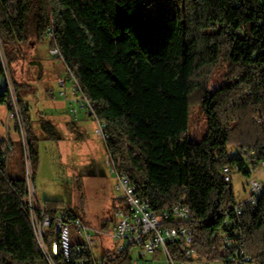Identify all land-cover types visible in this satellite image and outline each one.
Wrapping results in <instances>:
<instances>
[{
  "label": "trees",
  "instance_id": "trees-1",
  "mask_svg": "<svg viewBox=\"0 0 264 264\" xmlns=\"http://www.w3.org/2000/svg\"><path fill=\"white\" fill-rule=\"evenodd\" d=\"M0 42L28 133L34 175L42 139L32 133L25 95L35 93L36 80L45 73L34 51L49 43L62 58L50 55L63 60L95 102L96 115L110 133L107 151L120 170L156 210L180 202L190 207L192 219L183 225L192 229L200 257L264 264V193L255 209L244 206L237 217L234 185L222 174L236 161L247 163L229 156L232 145L256 151L248 158L253 167L264 158V0H0ZM47 91L53 95L51 87ZM0 104L15 112L1 58ZM195 104L207 118L199 141L190 140ZM40 124L46 140H57L55 122L41 118ZM13 151L0 148V264H50L22 202L25 163L23 176L7 173L6 156ZM243 174L251 171L243 169ZM43 203L52 217L65 208L59 200ZM120 208H127L125 198ZM227 216L241 228L249 263L232 261V250L214 251ZM110 227L104 223L102 230ZM55 236L52 229L44 236L49 250ZM103 237L100 255L74 237L70 259L59 252L55 264H132L130 248L111 252Z\"/></svg>",
  "mask_w": 264,
  "mask_h": 264
},
{
  "label": "built area",
  "instance_id": "built-area-1",
  "mask_svg": "<svg viewBox=\"0 0 264 264\" xmlns=\"http://www.w3.org/2000/svg\"><path fill=\"white\" fill-rule=\"evenodd\" d=\"M54 35V26H50L48 36L49 38H53ZM50 53L53 56L62 58L58 47H52ZM0 58L9 97L15 106V112L11 111L12 118H17L16 126L17 124L19 126L18 137L23 146L26 194L22 202L29 214L44 255L50 264H55L54 257L59 252L68 260L70 259L72 239L74 238L72 226L75 227V237L81 236L79 241L84 242L92 252L97 247L95 234H109L118 242L116 251H123L127 248L131 249L132 264H186V261L180 258V255L189 260L200 257L197 250L193 247L194 236L192 229L183 225V223L192 219L190 207L186 203L180 202L169 210H156L151 200L141 194L139 191L140 187L134 184L130 177L120 170L119 165H117V162L109 153L108 162L117 177L116 187L123 191V197L127 204L126 209L119 208L116 211L111 229L107 232L102 229H93L79 215L65 208L54 217L47 214L44 209V203L38 198L33 187L34 173L28 133L20 112L15 85L1 42ZM58 85L63 87L60 90L61 94L68 96L69 110L74 118L79 119L80 111L85 110L97 122L95 133L106 142L110 137V133L106 129V123L98 119L95 112V102L83 92L74 74L68 71L65 77L63 76L58 79ZM262 119V117H259V121H262ZM11 125L8 124L7 126L5 151L14 150V144L11 142ZM255 153V150L249 151L241 145H232L229 147V156L243 159L247 163L243 164L241 161H236L222 169L225 180L230 183H233L236 175L243 174V169L251 171V174L247 176L248 178L245 181L247 184L246 197L243 200H238L233 206L237 217L243 214L244 206L255 209L258 206L261 195L264 193V158L259 161L257 167H253L252 164L248 163V158L255 155ZM3 158L0 152V160ZM256 171L261 173V178L253 175ZM51 229L56 236L52 249L49 250L44 236ZM81 247V245L77 246L78 251H81ZM231 250L234 252L233 255H230L232 261L251 262V256L244 248V238L241 228L239 226L234 227L230 216H227L224 226L219 233V244L214 248V251L225 254ZM80 264L84 263L80 262Z\"/></svg>",
  "mask_w": 264,
  "mask_h": 264
},
{
  "label": "rangeland",
  "instance_id": "rangeland-1",
  "mask_svg": "<svg viewBox=\"0 0 264 264\" xmlns=\"http://www.w3.org/2000/svg\"><path fill=\"white\" fill-rule=\"evenodd\" d=\"M42 65L49 64L50 59L36 54ZM41 56V57H38ZM51 56V55H50ZM53 73L45 72L36 80L38 88L35 93L25 95L34 120L33 135H44L40 119H51L58 132L53 135L57 140L40 142V165L35 171L33 187L38 198L62 201L65 209H71L82 216L87 225L93 229H102L104 223L113 225L115 213L123 201V191L117 189V177L108 162L106 142L95 133L96 120L81 110L79 119L70 112L68 96L61 94L63 87L58 85L57 77L67 75V67L62 59H54ZM29 67L37 75L36 67ZM61 78V77H60ZM59 79V78H58ZM52 88L54 94L47 91ZM10 117V120H9ZM12 124L11 132H17L16 119L7 105L0 104V137H6L7 126ZM207 131V118L200 104L191 107L190 140L199 141ZM42 139V137H41ZM13 159L9 162L7 173L18 177L24 174L22 142L18 137ZM261 178V173L253 174ZM254 176V177H255ZM239 174L234 177V191L238 200L247 194L246 179ZM110 227V229H111ZM75 237V227L72 226ZM107 232V231H106ZM97 247L95 253H102L100 234H95ZM104 246L111 252L117 249V240L109 234L103 235ZM81 239V236H77ZM186 264H224L221 260H205L198 257L186 260Z\"/></svg>",
  "mask_w": 264,
  "mask_h": 264
},
{
  "label": "crops",
  "instance_id": "crops-1",
  "mask_svg": "<svg viewBox=\"0 0 264 264\" xmlns=\"http://www.w3.org/2000/svg\"><path fill=\"white\" fill-rule=\"evenodd\" d=\"M36 54L41 55L42 57H47V58L50 59V63L49 64H44V65H42V67H43V69H44L45 72L46 71L47 72H50L51 71L53 73V71H54V62H53V60L54 59H58V58L53 57V56H50V46H49V43H41V44H38L37 47H36V49H35V51H34V56L37 57ZM41 56H38V57H41ZM60 77H62V76L57 77L56 80H58V78H60ZM53 94H54V92H53ZM41 137H42V140L40 142H42L43 140H46L44 138V135H42ZM4 139L6 140V137H0V148H4L6 146V144H3L2 143V141ZM46 141H49V140H46ZM11 142L14 144V151L11 152V153H9L6 156V158H7V161H6L7 168H8L9 162L13 159L14 152L16 150V145L15 144L18 142V134H17V132H12L11 133Z\"/></svg>",
  "mask_w": 264,
  "mask_h": 264
}]
</instances>
